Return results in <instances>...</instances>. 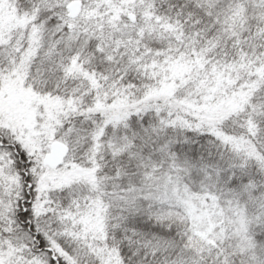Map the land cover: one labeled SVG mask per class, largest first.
<instances>
[{
  "label": "snow or ice",
  "instance_id": "6c2138e0",
  "mask_svg": "<svg viewBox=\"0 0 264 264\" xmlns=\"http://www.w3.org/2000/svg\"><path fill=\"white\" fill-rule=\"evenodd\" d=\"M0 264H264V0H0Z\"/></svg>",
  "mask_w": 264,
  "mask_h": 264
}]
</instances>
